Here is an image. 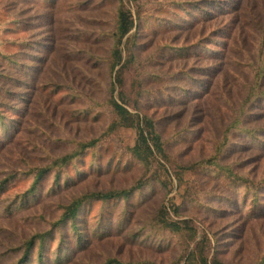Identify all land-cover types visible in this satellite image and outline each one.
<instances>
[{
    "label": "rangeland",
    "instance_id": "1",
    "mask_svg": "<svg viewBox=\"0 0 264 264\" xmlns=\"http://www.w3.org/2000/svg\"><path fill=\"white\" fill-rule=\"evenodd\" d=\"M201 1L0 0V264H14L24 243L47 231L67 199L127 190L141 181L149 187L135 195V207L128 209L125 200L111 205L112 218L104 223L110 233L69 264H185L197 243L207 264L214 258L264 264V217L257 218L253 207L254 193L264 205V148L243 136L246 129L264 130V108L257 101L245 106L264 67V0H240L226 14L216 7L214 18ZM119 2L135 26L111 72L110 34ZM130 49L143 92L136 104L121 101L116 84ZM133 73L129 67L127 95L136 87ZM112 88L113 99L132 116L130 127L112 126ZM143 118L154 121L169 161L157 156L146 167L130 156ZM7 123L12 128L5 134ZM259 134L264 143V132ZM91 142L62 173L73 179L70 186L5 215L29 190L33 173ZM234 177L245 182H232ZM227 196L237 207L222 201ZM94 210L85 215L89 223L105 209ZM160 211L171 223H189L191 232L162 228ZM57 245L52 241L49 251Z\"/></svg>",
    "mask_w": 264,
    "mask_h": 264
},
{
    "label": "trees",
    "instance_id": "2",
    "mask_svg": "<svg viewBox=\"0 0 264 264\" xmlns=\"http://www.w3.org/2000/svg\"><path fill=\"white\" fill-rule=\"evenodd\" d=\"M51 0H47L50 2ZM240 0H204L201 1L206 9L210 7L209 13L207 15L211 18H214L216 14L214 12L216 7H219L221 14L229 13L230 9L237 10ZM182 6V5H180ZM201 6V5H200ZM202 6V7H203ZM158 21L156 24L158 26ZM135 26V21L131 13L126 10L122 3L119 2L116 9L115 24L112 33L110 34L111 39V52L109 56V69L111 72L120 64V54H121V44L122 41L129 35L132 29ZM215 54V53H214ZM216 55V54H215ZM213 55V57H216ZM134 68V82L136 87H132V91L127 95L125 89V75L128 71V68ZM137 64L132 50L130 49L124 63L120 66L118 70V76L116 79V84L118 86V94L121 101H128V103L136 104L137 99L143 93L140 88V81L137 78ZM138 85V86H137ZM112 86V85H111ZM109 106L112 110V113L115 117V122L113 123V128L120 127H130L132 116L131 114L117 101L112 97L113 88L110 91ZM257 101L260 104V107L264 108L262 104L264 103V67L261 68V71L258 74L255 86L253 88L252 94L248 97L245 102V106H253V103ZM254 119L260 118V113L251 114ZM0 122H4L0 118ZM144 129L137 124L138 128V137L137 142L129 149L130 156L133 160L138 163L149 167L148 165L156 159L157 156H160L164 161H169V156L166 154V151L161 141L160 136L156 133L154 127V121L149 118H143ZM12 128V123H7L4 125L3 132L6 134ZM146 130V131H145ZM264 132L263 129L254 130L246 129L243 131V136H247L250 139L251 143L254 144L257 148H264V143L259 142L261 136L259 133ZM1 145V143H0ZM94 142L81 145L80 149L77 152L63 157L58 158L52 162L49 167L40 169L37 172L33 173V182L28 191H25L23 194L18 195L17 199L12 201L5 208V215L19 214L29 209L30 207L38 204L42 198H51L56 196L58 192H62V189H66L73 183V179H67L66 176L62 175L63 171L69 167V165L80 157L84 150L93 147ZM225 143L222 144L223 147ZM240 149L246 150L247 147L240 145ZM221 150L219 149L218 152ZM202 165V163H200ZM197 166V165H195ZM185 171L193 170L194 166L183 167ZM220 171L229 178L233 175L228 167H221ZM48 179H51V185L48 189L45 185ZM232 182H241L244 183L245 180L237 178H232ZM149 182L141 181L136 184L134 187L127 190L121 191H108V192H86L79 194L73 198L67 199L64 204L59 205L55 209V213H58V217L49 224L47 231L39 233L31 237L27 242L24 243L21 251L20 257L15 261L14 264H69L72 261L73 255L78 252L86 250L93 240H97L102 236H106L110 233V230L105 228V222L107 219L112 218V211L108 210L111 205L115 206L119 202L124 200L127 202V208H134L136 199L135 195L140 194L142 188H148ZM4 184V183H3ZM4 188V186H0ZM6 192V191H5ZM4 191L2 193H5ZM59 193V194H60ZM231 194V193H230ZM232 196V194H231ZM231 196L222 198V201L225 204L233 205L237 207L238 205L235 201L231 200ZM254 208H257L255 211V216L257 218L264 217V205L259 204V198L256 193H254ZM104 207L105 210L100 211L91 218L94 220L92 223H89L86 219V216L93 214V210L96 206ZM253 210V209H252ZM95 211V210H94ZM177 213L178 209L174 210ZM2 214V213H0ZM86 215V216H85ZM111 217V218H110ZM157 224L161 225L162 228L167 229L174 234H181L183 231L187 230L191 232L189 223L185 222H175L171 223L165 219L164 213L159 212V215L156 219ZM48 224V223H47ZM94 225L95 229H89ZM121 232V229L118 230V233ZM191 236H194L192 234ZM138 237L137 233H133L130 236V239L133 242H136ZM57 242V249L55 251H49V244L51 242ZM198 244V243H197ZM197 244L194 246L192 251L189 253L185 259V264H207V260L200 253ZM196 251L198 254H196ZM104 264H124L118 260H107ZM131 264V263H127ZM146 264V263H145ZM149 264V263H148ZM212 264H224L217 258L212 260Z\"/></svg>",
    "mask_w": 264,
    "mask_h": 264
}]
</instances>
